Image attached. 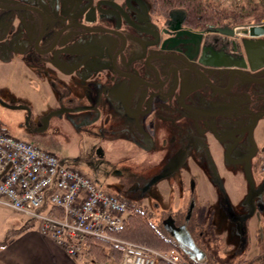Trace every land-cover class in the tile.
<instances>
[{
    "label": "flooded vegetation",
    "instance_id": "flooded-vegetation-1",
    "mask_svg": "<svg viewBox=\"0 0 264 264\" xmlns=\"http://www.w3.org/2000/svg\"><path fill=\"white\" fill-rule=\"evenodd\" d=\"M237 28L228 23L206 25V21L193 25L184 10L160 13L149 0H0V49L4 46L15 57L26 54L30 68L59 75L58 81L64 82L51 115L68 112L94 133L96 125L102 133L116 135L106 128L112 120L111 124L121 123L117 133L132 130L137 122L144 134L151 131L150 136H163L166 131L174 138V130L178 133L184 127L205 139L209 125L212 131L224 128L225 138L244 136L247 142L250 133H240L237 120L227 117L228 109L248 110L252 115L257 102L264 100V82L252 83L240 93L243 87L238 88L237 82L242 78L234 73L229 91L222 93L211 84L218 90L227 88L229 72L206 66L224 61L220 50L235 46ZM219 29L234 33L225 35ZM245 73L264 77V69ZM65 81L76 88H67ZM232 94L235 106L210 107ZM207 110L225 113L211 124ZM78 111L84 112L72 113ZM153 123H159L157 130ZM251 124L252 120L244 125ZM178 149L175 162L187 151ZM188 232L194 249L184 243V232L182 241H173L195 257L201 245Z\"/></svg>",
    "mask_w": 264,
    "mask_h": 264
},
{
    "label": "rangeland",
    "instance_id": "rangeland-1",
    "mask_svg": "<svg viewBox=\"0 0 264 264\" xmlns=\"http://www.w3.org/2000/svg\"><path fill=\"white\" fill-rule=\"evenodd\" d=\"M235 1L210 0V4L223 11ZM15 56L1 47L0 123L7 132L53 152L63 165L78 168L98 187L122 196L163 233L170 235L164 231L166 224L173 231L178 226L190 229L204 249L200 252L212 264L231 262L241 255L251 258L263 247L264 171L259 161L264 154V120L256 122L244 146L230 138L224 141L225 129L212 131L209 125L205 139L184 127L178 133L174 130V138L166 136V131L163 136H150L151 131L144 134L142 123L137 122L132 130L117 133L121 123L111 124L112 120L106 128L116 135L102 133L96 125L94 133L67 116L68 112L50 115L64 81H58L59 75L30 68L26 54ZM65 85L76 88L66 81ZM217 118L221 116L208 120L214 124ZM158 124H152L153 130ZM183 147L187 151L176 159L178 164L162 175L167 165H175V153ZM192 200L197 203L194 211Z\"/></svg>",
    "mask_w": 264,
    "mask_h": 264
},
{
    "label": "built area",
    "instance_id": "built-area-1",
    "mask_svg": "<svg viewBox=\"0 0 264 264\" xmlns=\"http://www.w3.org/2000/svg\"><path fill=\"white\" fill-rule=\"evenodd\" d=\"M259 166L264 171V154ZM0 174V202L36 219L40 232L69 256L83 250L87 237L97 236L115 244L122 264H191L174 249L163 252L109 235L107 228L122 224L127 204L79 169L63 165L53 152L6 131L0 132ZM46 201L59 207L62 216L39 212Z\"/></svg>",
    "mask_w": 264,
    "mask_h": 264
},
{
    "label": "trees",
    "instance_id": "trees-1",
    "mask_svg": "<svg viewBox=\"0 0 264 264\" xmlns=\"http://www.w3.org/2000/svg\"><path fill=\"white\" fill-rule=\"evenodd\" d=\"M154 10L160 13H167L170 9H181L187 14V18L193 25H198L201 21L207 24H223L242 25L260 22L264 18V0H237L230 4V8H224L223 11L219 7H212L210 0H149ZM206 9V10H204ZM7 130L0 123V132ZM264 152V151H263ZM127 202V201H126ZM129 212L123 224L116 228H107L108 234L136 242L138 244L151 247L159 251H169L176 249L180 253L179 245L173 240L166 238L153 227L148 221L142 210L135 208L131 203L127 202ZM49 213L54 216H62V211L57 206H50ZM52 215V214H51ZM264 242V240H263ZM94 262L111 261V264H119L121 261V252L115 244L106 238L97 236H89L85 239L83 250ZM186 260L191 264H212L209 261L198 262L194 257L185 256ZM157 264H168L164 260H158ZM219 264H264V243L258 253L251 258L241 255L231 262Z\"/></svg>",
    "mask_w": 264,
    "mask_h": 264
},
{
    "label": "crops",
    "instance_id": "crops-1",
    "mask_svg": "<svg viewBox=\"0 0 264 264\" xmlns=\"http://www.w3.org/2000/svg\"><path fill=\"white\" fill-rule=\"evenodd\" d=\"M241 99L244 101L243 99H245V96H243ZM258 105L264 107V100H260ZM223 140L226 141L227 138ZM117 196L123 199L122 196ZM123 200L129 202L128 200ZM196 204L197 203L195 200L191 201V210L193 209L194 211ZM39 208L41 209V211L38 209L39 212L49 213L51 207L46 201ZM51 214L54 215V213ZM145 216L147 219H149L146 214ZM148 221L163 236L175 241H177L176 239H180L181 232L186 233L187 241L190 243L191 247L193 246L191 241L193 238L188 232V229L178 226L179 230H177L176 227L175 231H173V229L169 228L166 224V226H164V231L167 233L169 232L170 235H168L157 228L153 221H150V219ZM173 225L175 226V224ZM199 234L202 235V233ZM216 236H218V234ZM196 248L198 250H195L197 252L195 257L193 255H188L186 251H183L184 256L187 255L194 257L198 262L206 261L207 259L205 252H200L204 249L200 246H197ZM80 255L85 257L83 258L84 261L77 258L80 257ZM75 257L69 256L66 251L49 235L42 234L39 230L38 221L36 219L30 217L24 212L17 211L0 202V264H78L76 261H80L83 264L97 263L84 253H79ZM120 257L121 259L124 258L122 254H120ZM98 263L108 264L111 263V261ZM122 263L123 260L119 261V264Z\"/></svg>",
    "mask_w": 264,
    "mask_h": 264
},
{
    "label": "water",
    "instance_id": "water-1",
    "mask_svg": "<svg viewBox=\"0 0 264 264\" xmlns=\"http://www.w3.org/2000/svg\"><path fill=\"white\" fill-rule=\"evenodd\" d=\"M219 30H220L219 32L221 33L228 32L230 34L232 31V30L227 31V30H222V29H219ZM232 33H234V30L232 31ZM236 33L239 36L237 39H235V46L228 47L225 50H220L221 54L223 55L224 61L218 64L217 63L216 64L206 63V66L221 68L223 71L229 72L230 78H229V83H228L227 88L218 90L216 87H214L211 84L214 90H217L222 93H226L229 91L234 81V73H237L242 78L241 80L237 82L238 88L243 87L240 91H237L240 93H242V91H247L248 86H251L252 83L257 84V83L264 82V77L260 78L256 76H250L245 73L246 70L249 72L250 71L255 72L258 70L262 71L264 69V23L240 26L237 28ZM213 55H215V53ZM221 74L223 73H219L218 76H220ZM208 75H210V73ZM206 81L208 83L210 82L208 80V76L206 77ZM250 91H254V90H250ZM224 96L226 97L225 99L228 98V100H224V99H220L219 101L217 100L216 103H219V104L210 105V107L211 106L220 107L221 105H225V104L235 106L236 102L235 100H233L235 99L234 94H232L231 96H228V95H224ZM228 110L230 111L227 117L234 118V120H237L236 127L239 128L240 133H244L245 131H248L250 133L249 138H251V128L255 126L257 121L264 120V107L259 106L258 102L256 104V110L253 112L252 115H251V112L248 110L241 111V109H237V108L235 109V107H230ZM52 113H50V115ZM224 113L207 111L206 115L208 117L209 116L216 117V116H221ZM46 118H44V121H46ZM250 120H252V124L250 125V128H247L246 125L244 124L248 121L250 122ZM245 139L246 138L244 136H241L238 140L232 139V141L230 142L239 144L240 146H244V144L246 143ZM226 141L228 142V140ZM176 162L174 166L167 165L162 175L169 173L172 169H174L175 166L178 164ZM180 240L182 241L183 239L180 238ZM183 241L185 244H189V242L187 241V237H186V241L185 240Z\"/></svg>",
    "mask_w": 264,
    "mask_h": 264
}]
</instances>
